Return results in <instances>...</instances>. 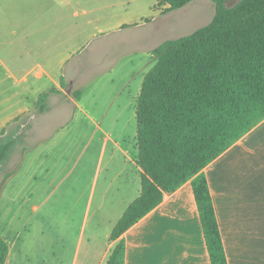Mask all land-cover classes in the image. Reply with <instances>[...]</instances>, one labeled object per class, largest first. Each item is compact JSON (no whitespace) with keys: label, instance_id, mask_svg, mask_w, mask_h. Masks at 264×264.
I'll list each match as a JSON object with an SVG mask.
<instances>
[{"label":"crops","instance_id":"crops-1","mask_svg":"<svg viewBox=\"0 0 264 264\" xmlns=\"http://www.w3.org/2000/svg\"><path fill=\"white\" fill-rule=\"evenodd\" d=\"M157 2L94 33L101 43L84 56V0H0V131L33 123L32 143L0 182L6 264H106L110 233L140 194L136 105L166 41L155 21L173 13ZM203 174L227 263L264 264V119ZM123 238L125 264H210L190 182Z\"/></svg>","mask_w":264,"mask_h":264},{"label":"trees","instance_id":"trees-1","mask_svg":"<svg viewBox=\"0 0 264 264\" xmlns=\"http://www.w3.org/2000/svg\"><path fill=\"white\" fill-rule=\"evenodd\" d=\"M193 1L158 0L156 5L166 6L162 13H168ZM209 1L214 14L207 25L153 50L155 63L143 78L136 105L140 194L110 233L106 264H125L124 233L186 182L210 264H228L203 170L264 119V0H238L231 7L229 0ZM71 96L78 101L80 92ZM23 124L18 119L0 131V171L17 149L20 160L27 147ZM7 256L8 245L0 237V264Z\"/></svg>","mask_w":264,"mask_h":264},{"label":"rangeland","instance_id":"rangeland-1","mask_svg":"<svg viewBox=\"0 0 264 264\" xmlns=\"http://www.w3.org/2000/svg\"><path fill=\"white\" fill-rule=\"evenodd\" d=\"M238 0H229L227 6L231 7ZM201 2H208V6H200ZM154 3V0H84L83 8H79L78 14L80 23L83 20V28L85 34V54L86 56L90 48L101 43L100 36L94 37V33H98L102 29H112L118 23L127 21L128 14L134 15L136 13L144 12L147 13L149 5ZM210 4V5H209ZM83 10V16H82ZM150 13V12H149ZM214 14V5L209 0H196L181 9L173 11L171 15L163 18H159L155 21V28L162 32L160 39L174 40L180 37L191 34L195 30L204 27L212 19ZM102 53H97L101 55ZM82 58H85V57ZM87 59V58H85ZM94 59V58H93ZM100 62L102 59L95 58ZM104 61V60H103ZM91 70L98 69L97 67H90ZM87 73V72H86ZM85 73V75H87ZM65 118L64 114L54 116V120L46 123L41 127L38 132H35V136L43 135L50 129L51 125L58 123ZM33 123L24 122L20 127V132L25 135L24 143L27 146L32 143L29 137L28 129ZM28 135V136H27ZM21 149L17 151L10 158L9 162L5 165L2 171H0V182L6 172L12 170L19 160Z\"/></svg>","mask_w":264,"mask_h":264}]
</instances>
